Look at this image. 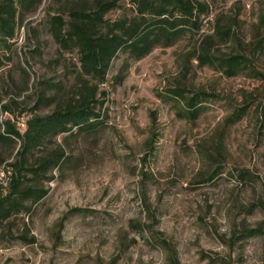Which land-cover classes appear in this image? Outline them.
Returning <instances> with one entry per match:
<instances>
[{
    "label": "rangeland",
    "instance_id": "rangeland-1",
    "mask_svg": "<svg viewBox=\"0 0 264 264\" xmlns=\"http://www.w3.org/2000/svg\"><path fill=\"white\" fill-rule=\"evenodd\" d=\"M207 1L198 32L130 62L119 85L96 88L95 134L66 145L56 137L71 158L48 175L39 202L0 226V264H172L168 250L176 264H264V0ZM57 6L40 0L16 28L0 67V132L5 121L22 132L31 114L73 96L76 53L57 47L43 18ZM130 12L116 0L105 15ZM201 45L243 52L251 71L225 77L198 65ZM176 88L209 94L196 117ZM18 145L0 139V192Z\"/></svg>",
    "mask_w": 264,
    "mask_h": 264
},
{
    "label": "trees",
    "instance_id": "trees-1",
    "mask_svg": "<svg viewBox=\"0 0 264 264\" xmlns=\"http://www.w3.org/2000/svg\"><path fill=\"white\" fill-rule=\"evenodd\" d=\"M53 1L58 8L54 13L45 11L43 18L57 47L76 53L73 96L46 114H31L26 118L22 132L5 121L0 139L13 145L18 141L19 145L13 160L7 164L11 172L6 190L0 192V226L11 216L27 212L39 202L46 194L43 182L52 178L48 175L70 160L66 147L56 142L57 136L66 145L70 138L89 137L99 130L101 112L95 98L96 88L103 83L119 85L130 62L156 46L171 45L185 35L198 32L209 12L207 0H128L130 13L110 17L105 13L114 7L116 0ZM39 2L0 0V67L10 60L17 26ZM227 31L217 29L221 36ZM193 56L198 65L210 66L225 77L249 69V61L243 52L219 55L201 45ZM116 57H120V61L108 78L112 60ZM170 92L185 106L190 118L197 116L202 102L209 96L203 91L184 95L181 88ZM44 99L46 94L41 93L37 102ZM0 108L5 106L0 105ZM241 115L242 108L236 109L225 120L232 124ZM215 146L220 154V142ZM220 166L221 163H216L212 174L220 173ZM168 253L171 263L176 264L174 251L168 250Z\"/></svg>",
    "mask_w": 264,
    "mask_h": 264
}]
</instances>
